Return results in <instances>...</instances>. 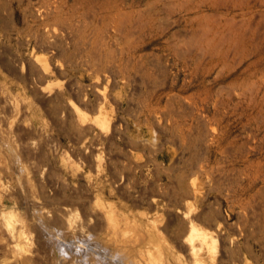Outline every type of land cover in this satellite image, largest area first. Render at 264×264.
<instances>
[{
  "label": "rangeland",
  "instance_id": "obj_1",
  "mask_svg": "<svg viewBox=\"0 0 264 264\" xmlns=\"http://www.w3.org/2000/svg\"><path fill=\"white\" fill-rule=\"evenodd\" d=\"M0 264H264V0H0Z\"/></svg>",
  "mask_w": 264,
  "mask_h": 264
}]
</instances>
